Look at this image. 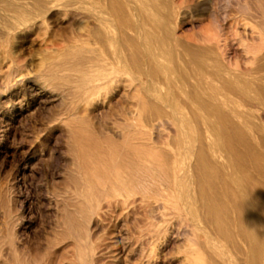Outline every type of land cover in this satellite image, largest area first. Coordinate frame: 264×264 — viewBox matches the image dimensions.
Masks as SVG:
<instances>
[{"label": "bare ground", "instance_id": "obj_1", "mask_svg": "<svg viewBox=\"0 0 264 264\" xmlns=\"http://www.w3.org/2000/svg\"><path fill=\"white\" fill-rule=\"evenodd\" d=\"M235 2L0 0V142L42 98L72 162L44 245L0 185V264H264V0Z\"/></svg>", "mask_w": 264, "mask_h": 264}, {"label": "rangeland", "instance_id": "obj_2", "mask_svg": "<svg viewBox=\"0 0 264 264\" xmlns=\"http://www.w3.org/2000/svg\"><path fill=\"white\" fill-rule=\"evenodd\" d=\"M221 1L226 4L227 19L241 15L236 0ZM201 25L199 21L194 23L195 28H200ZM191 30L189 23L183 26V31ZM27 45L24 57L32 60V67H35L39 58L47 54L41 50L38 41ZM33 107L34 113L31 116L28 112L16 115L8 125L9 133L0 142V185L15 177L18 207L23 218L19 235L30 246L37 243L44 245L46 235L52 233L57 212L54 201L49 196V188L54 182L67 178L72 166L66 128H55L49 139L42 136L41 140L36 141L35 132L43 128L49 113L57 108L55 102L39 98ZM24 166L30 170L25 169L26 174L22 179ZM3 221L4 215L0 214V224Z\"/></svg>", "mask_w": 264, "mask_h": 264}]
</instances>
